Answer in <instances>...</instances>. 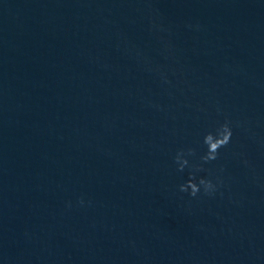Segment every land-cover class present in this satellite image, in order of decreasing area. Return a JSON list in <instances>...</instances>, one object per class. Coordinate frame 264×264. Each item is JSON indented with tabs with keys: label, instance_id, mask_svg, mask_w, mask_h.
<instances>
[{
	"label": "water",
	"instance_id": "1",
	"mask_svg": "<svg viewBox=\"0 0 264 264\" xmlns=\"http://www.w3.org/2000/svg\"><path fill=\"white\" fill-rule=\"evenodd\" d=\"M0 264H264V0H0Z\"/></svg>",
	"mask_w": 264,
	"mask_h": 264
},
{
	"label": "clouds",
	"instance_id": "2",
	"mask_svg": "<svg viewBox=\"0 0 264 264\" xmlns=\"http://www.w3.org/2000/svg\"><path fill=\"white\" fill-rule=\"evenodd\" d=\"M219 111V109H217ZM233 122L225 118L216 122L205 130L200 138L202 152L197 155L196 149L191 146L177 148L172 156L177 172H184L188 169L187 178L176 187L179 192L187 193L190 197H196L198 193L212 196L217 193L220 185V177L209 178L207 175H199L200 172H207L204 165L217 159L218 150L229 144L233 135ZM222 170V169H221ZM77 203L83 205V199ZM66 206H71L67 204Z\"/></svg>",
	"mask_w": 264,
	"mask_h": 264
}]
</instances>
